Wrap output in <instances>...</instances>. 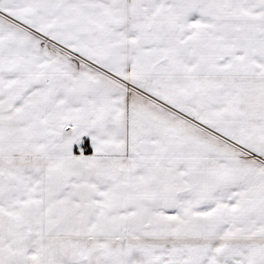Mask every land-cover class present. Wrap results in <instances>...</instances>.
Masks as SVG:
<instances>
[{
    "label": "snow or ice",
    "instance_id": "obj_1",
    "mask_svg": "<svg viewBox=\"0 0 264 264\" xmlns=\"http://www.w3.org/2000/svg\"><path fill=\"white\" fill-rule=\"evenodd\" d=\"M0 264H264V0H0Z\"/></svg>",
    "mask_w": 264,
    "mask_h": 264
}]
</instances>
